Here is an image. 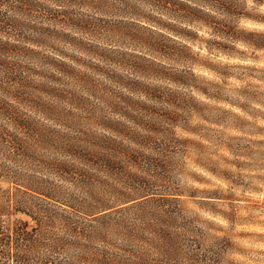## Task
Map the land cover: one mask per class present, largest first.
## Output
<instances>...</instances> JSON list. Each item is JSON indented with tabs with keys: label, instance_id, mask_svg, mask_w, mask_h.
I'll use <instances>...</instances> for the list:
<instances>
[{
	"label": "trees",
	"instance_id": "trees-1",
	"mask_svg": "<svg viewBox=\"0 0 264 264\" xmlns=\"http://www.w3.org/2000/svg\"><path fill=\"white\" fill-rule=\"evenodd\" d=\"M52 1L97 8L109 3ZM121 1L130 5L129 0ZM187 1L200 7H182L188 23H198L224 41L264 53V31L237 29L210 13L236 17L239 13L235 2ZM253 1L264 4L263 0ZM42 7L35 0H0V35L7 38L0 39V264H219L217 259L203 255L201 242L191 238L196 233V221L183 216L179 196L185 194L147 200L153 194L152 179L166 178L169 167L176 163L174 154L187 143L174 136V128L196 132L188 125V116L176 109L188 113L197 110L196 105H180L182 94L172 89L145 85L140 90L146 100L124 96L117 99L106 93L102 95L105 106L88 114L91 96L99 98L101 92L89 74L46 59L41 63L47 69L25 68L6 56L22 52L20 43L8 40L11 36L22 37L19 40L35 46L48 42L46 30L22 17L26 10L41 11ZM28 30L34 34L24 35ZM219 44L222 49L230 48L222 50L229 59L246 60V55L237 53L227 42ZM32 51L30 56L36 58L37 53ZM254 60L259 62L261 58ZM241 67L259 73L250 76L264 83V68ZM162 74L174 84L193 87L208 98L245 111L247 103L264 106L257 87L242 91L245 102L240 103L219 91L200 89L193 83L194 73ZM91 126L113 134L97 133ZM36 164L64 181L78 184L85 197L81 201L73 195L68 200L61 197L52 179L37 174L32 167ZM32 201L47 206L43 209ZM151 203L157 206L148 213ZM53 204L65 208L54 215L48 209ZM131 208L140 209L134 218L137 222L115 217ZM120 240L122 245H118Z\"/></svg>",
	"mask_w": 264,
	"mask_h": 264
},
{
	"label": "rangeland",
	"instance_id": "rangeland-1",
	"mask_svg": "<svg viewBox=\"0 0 264 264\" xmlns=\"http://www.w3.org/2000/svg\"><path fill=\"white\" fill-rule=\"evenodd\" d=\"M35 1L43 5L42 10H26L22 17L27 23L46 30L48 42L35 46L19 40L22 37L11 36L8 40L20 43L22 52L9 53L7 58L25 68L38 70L47 69L41 63L46 59L47 62L66 63L77 72L89 74L101 92L99 98L91 96L88 114L105 106L102 95L106 93L115 98L146 100L140 90L145 85L179 92L182 94L180 105L195 104L197 110L188 113L176 109L188 116V125L196 132L180 126L174 128V136L187 143L174 154L176 163L169 167L166 178L152 179L153 194L147 200L159 199L162 195L178 196L172 194L182 192L185 195L179 197L183 216L196 221V233L191 238L201 242L203 255L217 259L219 264H264V106L247 103L245 111L161 76L164 72L194 73L193 83L200 89L219 91L240 103L245 102L241 98L242 91L257 87L264 101V83L250 76L260 74L241 67L264 68V53L224 41L198 23H188L184 18V6L200 7L187 0H129V6L121 0H109L103 8L52 0ZM232 1L237 6L238 16L210 13L237 29L264 31L260 28L264 24V4L258 5L253 0ZM181 2L184 5L181 6ZM44 8L49 11L45 13ZM24 33L34 34L33 30ZM1 38L7 39L0 35ZM219 42H227L237 53L246 55V60L229 59L222 50L230 51V48L222 49ZM31 51L37 53V59L30 56ZM254 57L261 60L256 62ZM208 67L229 76L215 74ZM80 87L76 89L82 90ZM90 128L97 133L113 134L100 127ZM32 167L39 176L53 180L61 197L68 200L73 195L79 201L85 197L75 182L64 181L38 164ZM32 203L43 209L47 206L41 201ZM49 206L54 215L65 208L55 204ZM156 206V203L148 205V213ZM139 210L126 209L115 217L129 218L134 223ZM121 242L118 245H122Z\"/></svg>",
	"mask_w": 264,
	"mask_h": 264
},
{
	"label": "clouds",
	"instance_id": "clouds-1",
	"mask_svg": "<svg viewBox=\"0 0 264 264\" xmlns=\"http://www.w3.org/2000/svg\"><path fill=\"white\" fill-rule=\"evenodd\" d=\"M260 28H261L262 30H264V24H261V25H260Z\"/></svg>",
	"mask_w": 264,
	"mask_h": 264
}]
</instances>
